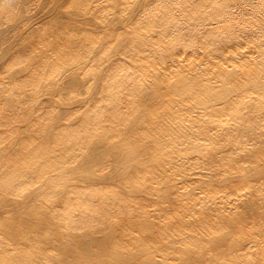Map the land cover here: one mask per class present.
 <instances>
[{"label":"bare ground","instance_id":"bare-ground-1","mask_svg":"<svg viewBox=\"0 0 264 264\" xmlns=\"http://www.w3.org/2000/svg\"><path fill=\"white\" fill-rule=\"evenodd\" d=\"M114 1L106 23L56 6L46 31L50 53L38 54L18 41L0 48V64L9 57L8 77L22 71L17 65L23 62L33 69L29 75L40 64L48 63L49 69L65 65L54 88L60 91L85 83L79 74L85 61L72 62L87 58L78 42L99 40L90 58L110 62L97 69L87 106L85 98L59 101L45 123L29 111L25 125L0 117L7 121L0 130V264H264V130H256L258 119L245 128L233 122L243 118L237 113L222 116L228 104L239 105L250 95V113L256 110L264 121V49L253 61L246 57L250 51L228 49L230 58H243L224 68L216 61L219 69L209 67L205 79L197 72L205 65L195 54L186 71L168 70L177 77L174 86L160 82L116 101L124 86L116 70L141 50L139 41L145 40L149 18L162 0ZM167 1L164 15L183 9L188 0ZM263 5L264 0H193L191 10L197 15L210 11L199 20L219 28ZM176 17L172 14L171 20ZM168 24L169 30L178 29L177 22ZM28 81L23 77L15 89L9 86V94L19 96ZM224 97L223 106L222 101L215 104ZM174 104L187 115L200 105L195 111L220 130V138L246 133L254 142L192 145L206 129L184 122ZM75 106L82 112L70 116ZM193 153L205 162L203 171L185 164ZM255 182L259 195L248 189ZM198 188L222 208L196 207V199L185 192Z\"/></svg>","mask_w":264,"mask_h":264},{"label":"rangeland","instance_id":"rangeland-1","mask_svg":"<svg viewBox=\"0 0 264 264\" xmlns=\"http://www.w3.org/2000/svg\"><path fill=\"white\" fill-rule=\"evenodd\" d=\"M139 1L141 0H131V4L135 5ZM192 1L188 0L183 9L172 8L171 14L166 15H164L165 12L163 9L169 3L167 0H162L155 6L149 18V25L145 29V40L139 41L141 43L139 45L141 50L134 52L135 57L133 61L128 63L124 69L121 70L119 67L116 70V75L124 86L117 92L114 100L119 101L121 97L131 99L130 92H136L147 86L159 84L160 82H163L166 86H174L177 82V77L174 72L169 73L168 70H180L183 67L184 71H186L189 66L188 60L195 56V54L201 56L205 65V69L202 71L197 68V72H200V76L205 79L207 78L209 67L215 71L219 69L216 61L224 68L228 63L243 58H230L226 54L229 51L228 49L237 48L252 52L246 56L251 61L254 60L257 50L264 49V5L245 11L243 19L230 18L223 26L216 28L211 23L203 24L204 20H199L201 16L210 11L197 15L199 12L196 13L191 10ZM239 1L244 2L247 0ZM114 4V0H92L89 2H76L73 0H0V48L12 45L15 41H18L23 48L31 46L38 54L39 52L50 53L52 51V43L46 31L49 30V26L51 27V23L48 20L52 16L50 13L54 12L56 6L80 10L86 15L95 17L97 20L106 23L114 11ZM18 9L19 11H17ZM198 11L202 12L201 9H198ZM172 14L177 15L174 20H171ZM155 20L160 21L162 24H150V22H154ZM170 22H177L179 24L178 29L169 30L166 28V25H170L168 24ZM98 43L99 40L88 39H85L83 42H78V44L86 47L87 58L75 59L72 62L85 61L84 68L83 66L81 67L85 70L79 71L81 77L83 76L85 78V83L81 87L73 89L67 88L63 91L54 90V88L58 84V80H60L63 69L66 68L65 65L49 69L46 68L48 63L45 66L44 64H40V69L32 75H29L33 72V69L29 63L23 62L17 65L22 68V71L14 75L12 74V77H8L6 74L11 71V68L6 66L9 60L8 57L0 64V117L6 116L8 119L12 117V124L18 125L23 123L25 125L27 124L26 118L28 117L25 111H29V113L38 115V122L45 123L52 116V113L49 111L57 110L59 101H76L85 98V106H87L90 100L91 84L97 69L110 63L106 60L96 62L90 58L91 52L96 49ZM136 44L138 43L136 42ZM11 49L14 51V48ZM206 49H208V53ZM172 57L173 60L170 63L168 60ZM177 59L183 60L178 63L176 61ZM56 60H59V57ZM213 61L214 63H212ZM141 63H145L144 68L139 67ZM23 77H29L32 81L24 84L23 89L19 92V94L21 93L19 96L14 92L9 94V86L15 89L18 81ZM127 78L131 79L132 82H128ZM28 83L30 85L25 87ZM20 97H22L21 101L19 100ZM109 100L110 98L99 100L98 104H104L105 102H109ZM220 101L223 102V106L226 98L217 99L215 104ZM246 102L249 104L247 108L244 107ZM251 104L252 97L248 95L245 99L239 101V105L231 107L228 104V109H225L228 112L222 116L229 118L231 113H237L243 118L233 122L237 126H243L245 128L251 126L253 120L258 119L259 124L256 130L261 133L264 130V121L257 114L256 110L250 113L252 108ZM85 106L81 107L84 108ZM139 106L141 104L137 105V107ZM199 106L198 104L193 105L190 110V115H187L181 107L176 106V104L173 105V109L179 117H185L184 122L191 121L199 127V130L201 128L206 129L204 135H195L194 139L196 140L192 141V145L203 144L208 148L211 145L216 147H221L223 144L236 145L240 139L244 140L245 145L247 142H254L246 133L220 138V130L209 126L206 121L207 117L200 111H195ZM22 107L24 109L23 111L20 109ZM81 112L82 110L79 106H75L70 116H75ZM6 124L7 121L0 119V130ZM195 149L194 152H197ZM239 151L241 149H236V152ZM185 164L190 165L192 169H200L202 171L204 169L202 166L206 165L202 157L195 153H193L192 158L187 159ZM196 183H193V185ZM248 189H251L258 195L260 194V186L256 182L251 184ZM185 193H188L189 199L193 201L196 199V207L205 204L210 209L216 211L222 208L213 205L212 201L203 197L204 192L199 188L194 191L188 190ZM230 204L232 202L228 203V205ZM149 209L154 208L150 207ZM65 221L71 222V219Z\"/></svg>","mask_w":264,"mask_h":264}]
</instances>
